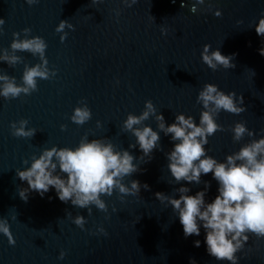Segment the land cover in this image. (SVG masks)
Masks as SVG:
<instances>
[{"label": "water", "instance_id": "1", "mask_svg": "<svg viewBox=\"0 0 264 264\" xmlns=\"http://www.w3.org/2000/svg\"><path fill=\"white\" fill-rule=\"evenodd\" d=\"M185 3L187 7L182 8L181 0H138L129 8L122 0H40L32 6L25 0H0V18L5 20L0 49L10 48L14 32L21 33L22 39V29L31 28L30 37L46 41L48 66L56 69L52 79L37 80V91L31 95L11 100L0 97V218L9 220L16 241L12 246L0 233V264H190L191 259L196 264H229L208 255L203 228L200 236L185 238L171 206L155 198L156 192L179 198L173 189L181 186L191 189L189 195L204 188L203 183L174 184L165 156L173 143L162 132L163 151L155 150L147 163L148 157L135 160L142 171L124 181L130 186L132 179L138 180L150 190L142 188L139 196L128 195L123 201L118 191L103 196L107 214L92 206L88 215L87 209L65 204L55 189L44 197L31 192L27 203L18 195L27 183L19 180L16 169L30 167L31 157L45 148H75L86 134L89 140L107 137L118 150H129L139 158V147L129 148L136 138L122 126L129 113L140 115L148 100L167 124L178 113L191 115L199 123L202 105L196 100L207 83L226 93L242 94L247 107L239 115L219 113L217 123L226 130L209 137L208 155L222 162L252 139L245 136L233 142L230 128L236 122H246L257 133L255 138L264 135V56L258 52L262 38L255 31L264 13V0H205L196 13L190 11L195 0ZM209 5L211 10H207ZM217 9L221 17L214 15ZM61 20L75 28L65 29L64 42L60 41L62 33L55 31ZM238 20L243 23L237 24ZM161 28L167 33L162 34ZM205 44L212 50L219 48L225 56L235 54V68H208L201 59ZM16 54L23 62L14 67L0 62V73L14 76L19 84L25 64L34 66L40 60L27 51ZM81 100L92 112L91 120L82 126L70 119L73 110L82 106ZM20 119L29 121L27 128L36 129L33 138L11 134L10 123ZM62 124L66 130H61ZM144 124L159 131L154 117ZM201 179L211 182L205 197L211 202L218 194V184L211 173ZM66 211L73 218L83 215L85 230ZM98 227L107 235L97 233ZM195 240L201 241L200 247L194 246ZM61 250L66 253L64 259H59ZM237 255L239 264H264V239L250 234Z\"/></svg>", "mask_w": 264, "mask_h": 264}, {"label": "clouds", "instance_id": "2", "mask_svg": "<svg viewBox=\"0 0 264 264\" xmlns=\"http://www.w3.org/2000/svg\"><path fill=\"white\" fill-rule=\"evenodd\" d=\"M29 5H35L40 0H25ZM99 0H92L97 3ZM126 7L131 8L138 0H122ZM175 2V0H173ZM205 0H195L190 7L192 13H196L198 5H204ZM181 7H187L185 0H181ZM207 10H211L209 8ZM117 16L120 14L117 10ZM216 17H221V10L214 12ZM238 20L237 24H242ZM5 20L0 18V32L3 31ZM75 30L68 20H61L56 27L60 35V41L64 42L68 36L65 29ZM256 34L262 38V46L258 49L264 56V13L261 14L255 24ZM21 33L14 32L13 40L9 49H0V62H5L9 67H14L23 62V58L16 53L27 51L33 56H38L40 62L34 66L25 64L22 83H17L14 76L0 73V97L6 100L16 99L22 94L31 95L37 91V80H50L56 76V69L49 68L46 58V41L40 36H31V28L22 29ZM161 33L167 30L161 28ZM235 54L225 56L219 48L212 50L210 44H205L201 52V59L208 68L213 71L222 67L224 69L235 68L233 62ZM118 83V81H117ZM202 105L199 123L191 115L184 113L175 114V120L167 124L162 113L157 110L151 100L145 102V108L140 115L129 113L123 121V130L131 132L136 138L134 144L129 148L137 146L142 155L137 158L129 150L117 149L107 138H94L89 140L87 134L83 136L75 148L52 146L45 148L41 153L31 157L30 167L23 170L16 169V176L27 187H20L18 195L22 201L27 203L31 192L38 193L44 197L50 189H55L59 200L65 204L87 209L88 215L92 214V206L98 210L108 213V205L103 196H112L118 191L121 201L128 195L139 196L141 189L150 190L149 185L141 184L140 181L132 179L129 184L124 181L126 177L142 171L134 161L143 160L148 157L149 162L153 159L155 150L163 151L160 141L162 132L170 136L173 143L172 149L165 153L168 161L167 168L174 180V184L187 182L199 185L204 184L201 191L195 195H189V187L181 186L173 191L176 196L156 192L155 198L161 203L167 202L176 214L183 227L185 238L200 236L201 228L205 232L204 243L209 256L216 261H227L229 264H239L241 257L237 255L248 243L250 234L256 239H264V135L255 138L257 133L246 127V122H236L231 126L233 142H240L245 136L252 138L243 144L238 151L228 154L224 161L208 155L206 145L209 137L218 131L226 129L217 123V116L221 111L239 115L247 110L242 94L237 95L235 91L224 92L218 85L207 83L199 91L196 100ZM73 110L70 119L77 125H84L91 120L92 112L83 100ZM154 117L159 131L154 130L144 122ZM29 121L20 119L10 123L11 134L18 138H33L36 129L27 128ZM97 121V127H100ZM61 130H66V125H61ZM264 133V129L261 130ZM25 165L29 160L23 161ZM211 173L218 184V194L207 202L205 197L211 188L210 181H202V175ZM169 183H172L171 181ZM51 199V197H49ZM116 211L115 207L112 209ZM66 216L81 230H85L86 218L83 215L72 217L71 212L66 211ZM106 219L110 215H106ZM12 219H16L15 216ZM0 233L8 238L12 246L16 241L11 233L9 220L0 218ZM97 233L107 235L103 227L97 228ZM95 234V233H94ZM201 241L195 240L194 246L200 247ZM66 253L61 250L59 259H64ZM190 264H196L194 259Z\"/></svg>", "mask_w": 264, "mask_h": 264}]
</instances>
